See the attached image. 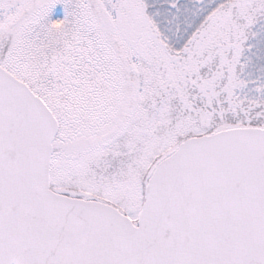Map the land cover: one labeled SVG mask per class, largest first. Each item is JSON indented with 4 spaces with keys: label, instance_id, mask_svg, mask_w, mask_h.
Listing matches in <instances>:
<instances>
[{
    "label": "snow or ice",
    "instance_id": "1",
    "mask_svg": "<svg viewBox=\"0 0 264 264\" xmlns=\"http://www.w3.org/2000/svg\"><path fill=\"white\" fill-rule=\"evenodd\" d=\"M0 264H264V0H0Z\"/></svg>",
    "mask_w": 264,
    "mask_h": 264
}]
</instances>
